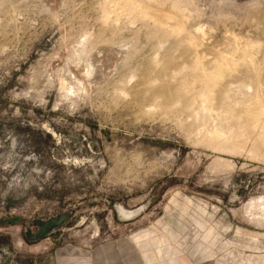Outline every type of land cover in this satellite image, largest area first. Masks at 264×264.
<instances>
[{
    "label": "rangeland",
    "instance_id": "rangeland-1",
    "mask_svg": "<svg viewBox=\"0 0 264 264\" xmlns=\"http://www.w3.org/2000/svg\"><path fill=\"white\" fill-rule=\"evenodd\" d=\"M259 101L264 0H0V264H264Z\"/></svg>",
    "mask_w": 264,
    "mask_h": 264
},
{
    "label": "bare ground",
    "instance_id": "bare-ground-1",
    "mask_svg": "<svg viewBox=\"0 0 264 264\" xmlns=\"http://www.w3.org/2000/svg\"><path fill=\"white\" fill-rule=\"evenodd\" d=\"M208 79H209V81L214 82V78H208ZM208 79H207V80H208ZM209 81H208V83H209ZM215 83H216V82H215ZM201 85H202V84H201ZM205 85H206V83H205ZM210 85H211V84H208L207 87L210 86ZM215 85H216V84H215ZM211 87H213V86H211ZM211 87H210V88H211ZM207 90H208V89H207ZM213 90H214V89H213ZM202 94H203V93H202ZM209 98H210V97H207V96H206V97L203 98V99L201 100V102H200L201 105H202V107H203V109H204L205 111H207V110L209 111V106H208V102L210 101ZM259 99H260V98H259ZM258 106L260 107V108H259L260 110L262 109V111H264V103H262V101H259ZM263 114H264V113H263ZM260 115H261V114H260ZM216 117H217V116H216ZM216 121H217V120H216ZM217 122H218V121H217ZM218 123H220V122H218ZM222 127H223V126H222ZM220 128H221V127H220ZM220 128H219V131L217 130L218 132L216 133V136H218L219 138L222 137V136L224 135V133H225V132L223 133V130H221Z\"/></svg>",
    "mask_w": 264,
    "mask_h": 264
}]
</instances>
